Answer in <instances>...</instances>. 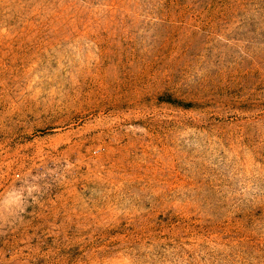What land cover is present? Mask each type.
<instances>
[{"label": "rangeland", "instance_id": "rangeland-1", "mask_svg": "<svg viewBox=\"0 0 264 264\" xmlns=\"http://www.w3.org/2000/svg\"><path fill=\"white\" fill-rule=\"evenodd\" d=\"M0 264H264V0H0Z\"/></svg>", "mask_w": 264, "mask_h": 264}]
</instances>
